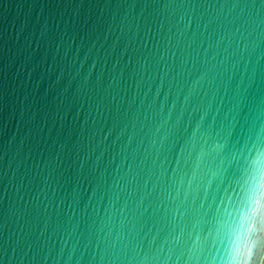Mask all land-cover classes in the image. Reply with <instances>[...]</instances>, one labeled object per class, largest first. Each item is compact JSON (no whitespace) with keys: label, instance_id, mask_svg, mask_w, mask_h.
Masks as SVG:
<instances>
[{"label":"water","instance_id":"obj_1","mask_svg":"<svg viewBox=\"0 0 264 264\" xmlns=\"http://www.w3.org/2000/svg\"><path fill=\"white\" fill-rule=\"evenodd\" d=\"M0 264H264V0H0Z\"/></svg>","mask_w":264,"mask_h":264}]
</instances>
